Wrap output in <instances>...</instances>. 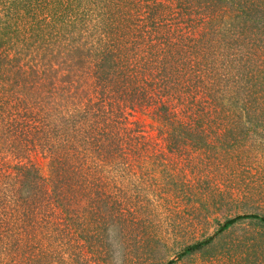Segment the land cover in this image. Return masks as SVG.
<instances>
[{
    "label": "trees",
    "instance_id": "1",
    "mask_svg": "<svg viewBox=\"0 0 264 264\" xmlns=\"http://www.w3.org/2000/svg\"><path fill=\"white\" fill-rule=\"evenodd\" d=\"M263 28L264 0H0V219L23 218L25 232L49 211L104 207L99 179H114L116 157L129 154L180 170L163 196L164 185L144 176L158 164H137L144 177L128 190L142 193V207L165 198L193 211L195 202L197 219L210 198V183L200 181L215 158L208 128L250 105L257 68L248 54L255 57ZM136 110L149 114L159 140L124 127ZM37 149L50 156L49 179L30 160ZM190 215L175 226L191 224ZM243 220L264 227V216L244 214L219 232ZM210 240L187 245L180 257Z\"/></svg>",
    "mask_w": 264,
    "mask_h": 264
},
{
    "label": "rangeland",
    "instance_id": "2",
    "mask_svg": "<svg viewBox=\"0 0 264 264\" xmlns=\"http://www.w3.org/2000/svg\"><path fill=\"white\" fill-rule=\"evenodd\" d=\"M258 44L255 57L248 54L257 68V71L254 69L256 85L250 88V105L243 111L234 106L238 112L228 110V119H214L208 128L210 151L214 150L215 158L213 165L206 170L208 178L200 181L202 186L210 183V198L197 219L190 215L197 210L195 202L190 205L195 209L193 211H189V206L182 201L178 205L168 204L165 198H154V205L142 207V193L128 190L134 186V181L137 182L136 178L144 176L147 180L148 177L153 179L147 183L163 186L165 181L173 179V173L178 175L180 170L172 171V174L168 169L162 171L161 164H158L160 158L157 161L154 156L137 160L130 154L118 155L119 170L114 173V179H99L97 192L103 198L104 207L99 208L101 203L96 209L90 204L70 205L66 213H61L59 207H51L56 214L62 215L52 217L49 211L36 217V222L27 225L28 231L25 232L20 229L24 227L23 218H8L7 214L6 219H0V264H166L169 261L174 264H260L259 257L264 251L261 248L264 246V227L243 220L219 232L227 219L238 215L256 213L264 216V28ZM244 85L248 86V83ZM232 97L237 99L235 94ZM64 111L71 114V108ZM148 115L139 110L127 114L124 127L135 130V138L144 136L147 141L159 140L155 124ZM75 135L81 139L79 133ZM38 149L31 153L30 160L38 173L49 179L52 172L50 156L47 151ZM196 156L200 159L203 154L197 153ZM137 164L145 168L158 165L156 171L151 172L153 174L144 175ZM124 181L130 184L123 186ZM168 187L164 185L159 194L163 195ZM153 189L159 190L155 184ZM133 194H136L135 203L131 200ZM172 204L176 207H169ZM8 209L11 207L5 209L6 212H10ZM188 214L194 219L192 223L176 227L177 219ZM209 238L210 242L200 250L180 257L187 245ZM13 246L18 250L11 252Z\"/></svg>",
    "mask_w": 264,
    "mask_h": 264
}]
</instances>
